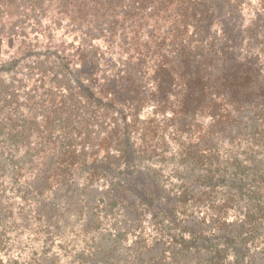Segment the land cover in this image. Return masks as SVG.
Returning a JSON list of instances; mask_svg holds the SVG:
<instances>
[{
	"label": "trees",
	"instance_id": "trees-1",
	"mask_svg": "<svg viewBox=\"0 0 264 264\" xmlns=\"http://www.w3.org/2000/svg\"><path fill=\"white\" fill-rule=\"evenodd\" d=\"M0 9V41L29 27L50 40L61 28L79 46L70 61L47 42L0 64V224L7 188L24 184L42 217L80 177L58 214L89 190L92 208L101 200L125 213L130 190L160 222L201 207L209 225L188 221L180 250L196 264H246L252 247L264 264V0H0ZM94 42L100 55L86 49ZM172 147L179 189L138 185ZM98 251L103 260L108 247Z\"/></svg>",
	"mask_w": 264,
	"mask_h": 264
},
{
	"label": "rangeland",
	"instance_id": "rangeland-1",
	"mask_svg": "<svg viewBox=\"0 0 264 264\" xmlns=\"http://www.w3.org/2000/svg\"><path fill=\"white\" fill-rule=\"evenodd\" d=\"M11 9V12L15 11L14 6L10 7ZM248 21L249 19L246 18L244 23ZM31 30L32 28L29 27L26 37L0 41V64L6 63L13 56L24 54L31 46H44L47 42L61 46L60 51L67 56V61L77 58L76 56L71 57V54L79 52L78 41L73 39L74 36L69 34V30H66V34L61 28L56 32L51 31L50 40L40 37L35 40V35L30 33ZM86 49L98 55L105 51L102 44L95 42L86 45ZM141 117H144V114ZM169 144H171L170 141ZM174 155L176 152L172 147L165 156L159 155L155 158L157 160H151L152 170L149 173L142 171L136 175V183L145 189L149 187L150 190L153 185L149 183L156 180L163 191L175 193L180 186V181L176 177L180 169H177L178 160ZM144 163L143 166H146V161ZM19 175L20 183L27 182L22 173ZM74 181L65 196H61L60 202L46 210V214L42 217L30 212L28 206L30 201L24 197V184H19L11 190L6 189L5 199L1 203L2 205L7 204V212L11 213L6 217V221L0 224V264H196L198 262L194 257H190V252L180 250L181 248L176 244L180 243L178 239L182 235L184 239L188 238V232H186L188 221L193 223L197 221L199 226L195 228L209 225V218H204L205 214L202 213L201 207L194 206L195 211L201 212V214H195L197 216L186 212L185 215H176L175 224L166 222V220L160 222L159 217L154 218L144 204L135 200L130 190L127 191V201L121 207L122 209L125 207L127 213L120 211V206L107 212L101 200H95V207L92 208L93 203H86V201L91 196L93 199L99 198H97V193L92 194L89 190L83 193L84 202L82 204H77L76 200H72L71 209L63 215L64 211L58 214L59 209L67 210L68 199L76 190L80 177H76ZM82 190V186H79L78 192L82 193ZM86 193L89 194L88 197ZM43 195L47 196L48 192L41 196ZM133 201H136L134 208L129 206ZM207 203H213V201ZM50 205L51 203L47 205V208ZM78 207L83 208L81 216L73 211V208ZM161 207L163 210L168 206L161 205ZM184 208L191 210L189 206H184L182 209ZM132 210L135 212L129 218L128 211ZM213 213L215 215L217 212ZM92 214H94L93 222H90L89 228H86L87 219ZM233 219L232 214L227 215V223ZM221 223L222 221L219 226ZM122 227H126V230H121ZM102 245L108 247V252L106 251L103 260H100L102 255L100 256L98 247ZM249 250V260L246 264H262L255 259L257 255L255 256L256 252L253 248Z\"/></svg>",
	"mask_w": 264,
	"mask_h": 264
}]
</instances>
